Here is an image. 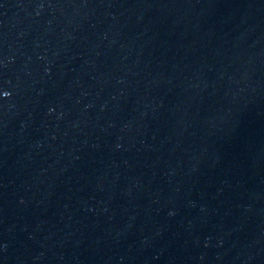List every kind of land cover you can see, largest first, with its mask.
Segmentation results:
<instances>
[{"label":"water","instance_id":"obj_1","mask_svg":"<svg viewBox=\"0 0 264 264\" xmlns=\"http://www.w3.org/2000/svg\"><path fill=\"white\" fill-rule=\"evenodd\" d=\"M0 264H264V0H0Z\"/></svg>","mask_w":264,"mask_h":264}]
</instances>
